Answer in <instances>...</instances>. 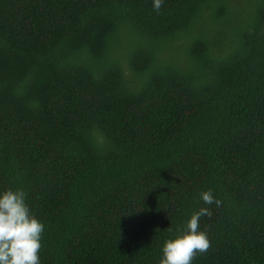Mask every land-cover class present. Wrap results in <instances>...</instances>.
<instances>
[{
  "label": "trees",
  "instance_id": "trees-1",
  "mask_svg": "<svg viewBox=\"0 0 264 264\" xmlns=\"http://www.w3.org/2000/svg\"><path fill=\"white\" fill-rule=\"evenodd\" d=\"M6 188L41 264H159L201 207L192 264H264V0H0Z\"/></svg>",
  "mask_w": 264,
  "mask_h": 264
},
{
  "label": "clouds",
  "instance_id": "clouds-1",
  "mask_svg": "<svg viewBox=\"0 0 264 264\" xmlns=\"http://www.w3.org/2000/svg\"><path fill=\"white\" fill-rule=\"evenodd\" d=\"M163 5L164 0H152L156 12ZM200 199L209 206L221 204L211 190L201 192ZM211 215L209 207L195 211L186 225L164 241L159 264H192L197 253H206L211 242L207 232L200 230V220ZM44 230L45 225L33 214L22 188L0 190V264H41Z\"/></svg>",
  "mask_w": 264,
  "mask_h": 264
}]
</instances>
